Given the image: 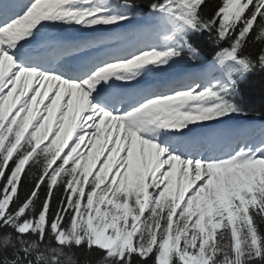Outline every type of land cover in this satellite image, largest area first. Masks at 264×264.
<instances>
[{
	"label": "snow or ice",
	"instance_id": "6c2138e0",
	"mask_svg": "<svg viewBox=\"0 0 264 264\" xmlns=\"http://www.w3.org/2000/svg\"><path fill=\"white\" fill-rule=\"evenodd\" d=\"M136 6L0 0V264H264V127L230 123L264 0Z\"/></svg>",
	"mask_w": 264,
	"mask_h": 264
},
{
	"label": "trees",
	"instance_id": "16d2710c",
	"mask_svg": "<svg viewBox=\"0 0 264 264\" xmlns=\"http://www.w3.org/2000/svg\"><path fill=\"white\" fill-rule=\"evenodd\" d=\"M137 5L132 11L136 14L137 19H143L147 17L149 5L154 2V0H133ZM213 5L220 3V0H211ZM192 44L204 55L205 58H212L213 53L217 50V46L214 45L212 39L207 33L202 35H195ZM226 43H221L218 48L226 47ZM264 47V45L259 42L253 43L252 37H250V42L246 45V52L255 57L256 53ZM235 102L240 105L244 112L248 113L244 117H254L257 119L264 120V73L259 71L249 74L246 78L239 81L237 85V92L235 96ZM31 163V162H30ZM27 167V166H26ZM31 181L27 184L22 183L21 194L28 188ZM261 230L264 231V225H261ZM55 247V243L52 244ZM65 249V252H68ZM77 257L83 261L85 254L82 249H73ZM93 261L98 259L96 254H92L90 257Z\"/></svg>",
	"mask_w": 264,
	"mask_h": 264
},
{
	"label": "rangeland",
	"instance_id": "374dc122",
	"mask_svg": "<svg viewBox=\"0 0 264 264\" xmlns=\"http://www.w3.org/2000/svg\"><path fill=\"white\" fill-rule=\"evenodd\" d=\"M140 24V23H139ZM78 34V33H77ZM186 54H188L187 52H185ZM183 66H189V62H188V59L185 57L184 59H182L181 60V62L179 63V66H178V68H181V67H183ZM177 67V66H176ZM178 68H176V69H178ZM176 69H174V70H176ZM163 72H167L168 73V70L167 71H163ZM158 72H156V73H154V74H157ZM153 74V75H154ZM236 121L235 120H232V121H230V123H235ZM236 124V123H235Z\"/></svg>",
	"mask_w": 264,
	"mask_h": 264
},
{
	"label": "bare ground",
	"instance_id": "6f19581e",
	"mask_svg": "<svg viewBox=\"0 0 264 264\" xmlns=\"http://www.w3.org/2000/svg\"><path fill=\"white\" fill-rule=\"evenodd\" d=\"M144 23V22H143ZM179 63V62H178ZM177 64V63H176Z\"/></svg>",
	"mask_w": 264,
	"mask_h": 264
}]
</instances>
